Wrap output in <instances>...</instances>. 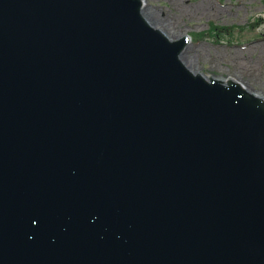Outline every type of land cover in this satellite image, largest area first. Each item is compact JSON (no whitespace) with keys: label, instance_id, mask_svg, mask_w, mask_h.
Returning <instances> with one entry per match:
<instances>
[{"label":"water","instance_id":"1","mask_svg":"<svg viewBox=\"0 0 264 264\" xmlns=\"http://www.w3.org/2000/svg\"><path fill=\"white\" fill-rule=\"evenodd\" d=\"M141 8L0 0V264H264V100Z\"/></svg>","mask_w":264,"mask_h":264},{"label":"rangeland","instance_id":"2","mask_svg":"<svg viewBox=\"0 0 264 264\" xmlns=\"http://www.w3.org/2000/svg\"><path fill=\"white\" fill-rule=\"evenodd\" d=\"M151 22L188 34L191 69L264 96V0H147Z\"/></svg>","mask_w":264,"mask_h":264},{"label":"bare ground","instance_id":"3","mask_svg":"<svg viewBox=\"0 0 264 264\" xmlns=\"http://www.w3.org/2000/svg\"><path fill=\"white\" fill-rule=\"evenodd\" d=\"M164 30V29H163ZM168 32V31H167ZM170 34H172V35H174L175 37H176V39L177 38H180L183 34H180V33H177V32H173V33H171V32H169ZM187 50H188V47H187V49H186V52H187ZM231 79H233V78H231ZM233 80H235V79H233ZM236 81H239V80H237L236 79Z\"/></svg>","mask_w":264,"mask_h":264}]
</instances>
